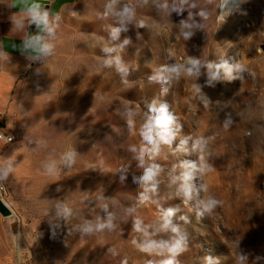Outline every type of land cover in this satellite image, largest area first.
Returning <instances> with one entry per match:
<instances>
[{"label": "rangeland", "instance_id": "rangeland-1", "mask_svg": "<svg viewBox=\"0 0 264 264\" xmlns=\"http://www.w3.org/2000/svg\"><path fill=\"white\" fill-rule=\"evenodd\" d=\"M219 6L79 0L49 21L0 123L8 264H264V0ZM160 105L174 138L153 153Z\"/></svg>", "mask_w": 264, "mask_h": 264}, {"label": "crops", "instance_id": "crops-1", "mask_svg": "<svg viewBox=\"0 0 264 264\" xmlns=\"http://www.w3.org/2000/svg\"><path fill=\"white\" fill-rule=\"evenodd\" d=\"M79 0H0V112L19 78L43 54L49 21ZM47 13L46 22L41 19ZM0 215V264L7 258V229Z\"/></svg>", "mask_w": 264, "mask_h": 264}, {"label": "clouds", "instance_id": "clouds-1", "mask_svg": "<svg viewBox=\"0 0 264 264\" xmlns=\"http://www.w3.org/2000/svg\"><path fill=\"white\" fill-rule=\"evenodd\" d=\"M112 3H115V0H112ZM165 7H166V5H165ZM109 8H111V4H109ZM122 15H128V10L125 9V11H124V13H122ZM201 15H203V13H201ZM46 17H47V13H45L44 17H42L41 19L45 20V22H46ZM185 26L191 27L190 25H185ZM189 35H190V33H185V37H187ZM45 48L47 49L48 46L46 45ZM190 63L192 64L193 68L188 69L189 74H191L193 69L197 67V65L199 64V61L191 60ZM211 67L212 66L209 65V68H211ZM168 71L173 72V73H178L179 70H178V68L173 67V68L168 69ZM150 111L153 112L155 115L149 117V120L144 125V128L142 130V135H143L144 139L150 145H152L151 151L153 153H155V152H158L160 143L171 144L172 139L174 138V134L171 130V125H172L175 118L168 112L167 105H160L159 107L150 106ZM129 123L131 124V122H129ZM192 166L194 167V165H192ZM158 171H159V169L157 166H152V167L147 168L145 170L144 175L140 178L141 181L145 185L152 183L154 181V178L158 174ZM188 179H190V177L186 175L185 181H187ZM182 190L186 196H190L192 191H193L191 185H189L188 183H185L183 185ZM217 203H218V201H216L214 199H210L204 205V207L206 210L210 211L212 208L215 207V205ZM172 215H173V210L172 209L167 210V212L165 214V222L163 224V227L165 229H167L171 226V221H170V219H168V217H171ZM134 228L136 231H142L143 230L138 221L135 223ZM172 231L177 232L178 229L173 227ZM182 239L183 238H181V240H178L176 242V244L170 249V251L173 254H176L181 250L180 245H181ZM162 247H164L163 244H158L155 241H148L145 244L141 245V250L145 251V252H152V251H156L157 249L162 248ZM241 259H243V257H241ZM163 264H175V262H174V260L169 259V260L164 261Z\"/></svg>", "mask_w": 264, "mask_h": 264}, {"label": "built area", "instance_id": "built-area-1", "mask_svg": "<svg viewBox=\"0 0 264 264\" xmlns=\"http://www.w3.org/2000/svg\"><path fill=\"white\" fill-rule=\"evenodd\" d=\"M220 15V14H219ZM221 17V15H220ZM0 123H2V112H0ZM15 141V134L5 130L4 127L0 126V157L2 150L12 144ZM3 191V185L0 180V192Z\"/></svg>", "mask_w": 264, "mask_h": 264}, {"label": "bare ground", "instance_id": "bare-ground-1", "mask_svg": "<svg viewBox=\"0 0 264 264\" xmlns=\"http://www.w3.org/2000/svg\"><path fill=\"white\" fill-rule=\"evenodd\" d=\"M241 0H220L219 14L221 17L229 13Z\"/></svg>", "mask_w": 264, "mask_h": 264}, {"label": "water", "instance_id": "water-1", "mask_svg": "<svg viewBox=\"0 0 264 264\" xmlns=\"http://www.w3.org/2000/svg\"><path fill=\"white\" fill-rule=\"evenodd\" d=\"M0 215L4 218L9 217L11 215L10 209L3 203L0 199Z\"/></svg>", "mask_w": 264, "mask_h": 264}]
</instances>
